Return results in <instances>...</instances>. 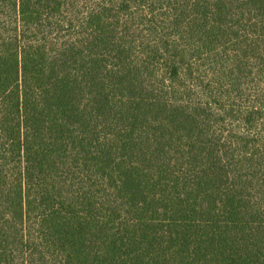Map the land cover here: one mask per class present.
<instances>
[{
    "label": "trees",
    "instance_id": "trees-1",
    "mask_svg": "<svg viewBox=\"0 0 264 264\" xmlns=\"http://www.w3.org/2000/svg\"><path fill=\"white\" fill-rule=\"evenodd\" d=\"M0 264H264V0H0Z\"/></svg>",
    "mask_w": 264,
    "mask_h": 264
}]
</instances>
